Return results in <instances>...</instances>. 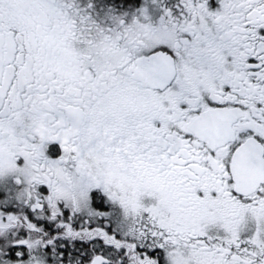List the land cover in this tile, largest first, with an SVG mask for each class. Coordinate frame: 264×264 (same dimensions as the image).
<instances>
[{
    "label": "snow or ice",
    "instance_id": "obj_1",
    "mask_svg": "<svg viewBox=\"0 0 264 264\" xmlns=\"http://www.w3.org/2000/svg\"><path fill=\"white\" fill-rule=\"evenodd\" d=\"M0 264H264V0H0Z\"/></svg>",
    "mask_w": 264,
    "mask_h": 264
}]
</instances>
